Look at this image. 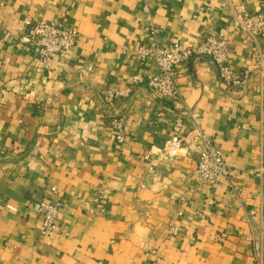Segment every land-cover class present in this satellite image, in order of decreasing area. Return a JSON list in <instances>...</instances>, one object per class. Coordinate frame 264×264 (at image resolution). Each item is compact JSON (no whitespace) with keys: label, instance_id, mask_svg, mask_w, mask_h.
<instances>
[{"label":"crops","instance_id":"0c3cea01","mask_svg":"<svg viewBox=\"0 0 264 264\" xmlns=\"http://www.w3.org/2000/svg\"><path fill=\"white\" fill-rule=\"evenodd\" d=\"M147 1L163 45L228 33V62L243 85L229 88L210 58L194 55L177 67L181 97L136 83L161 73L154 56L134 53L149 45L144 0H0V264L264 260V177L255 173L264 157V32L237 29L233 11H264V0ZM36 17L76 29V46L42 62L27 38ZM109 91L121 94L108 102ZM190 111L233 167L237 192L225 179L198 186L195 156L163 152ZM115 118H124L123 144ZM97 196L107 201L102 212ZM42 199L63 200L51 241L30 208Z\"/></svg>","mask_w":264,"mask_h":264},{"label":"built area","instance_id":"2783aa9c","mask_svg":"<svg viewBox=\"0 0 264 264\" xmlns=\"http://www.w3.org/2000/svg\"><path fill=\"white\" fill-rule=\"evenodd\" d=\"M144 10L147 13L145 32L148 36L149 45L139 47L134 53L142 59L147 56H154L161 73L150 75L146 79L137 76L135 78L136 83L145 82L151 91L168 100L181 97L182 93L176 79L177 67L194 55L210 58L217 69L219 78L229 88L237 89L243 85L244 75L228 62V33H209L199 42L188 47H183L176 41L163 45L160 42L162 29L154 22L147 0H144ZM233 11L237 19V29L253 35L264 32V11L250 13L243 4L235 5ZM28 23V42L44 63L51 61L57 55L67 54L78 42L79 32L73 28H65L62 23L39 17L33 18ZM119 94H121L120 91H109L106 100L110 102ZM189 116L191 118L190 125L185 131L173 134L166 142L163 152L167 155H175L186 150L195 156L196 168L193 177L198 186H214L221 179H225L230 183L231 188L237 192L240 187L234 182L233 167L227 163L222 151L216 147L211 137L202 130L199 114L190 111ZM123 122L124 118H115L112 121L117 130L116 140L119 144H123L125 141V135L122 132ZM255 173L259 177H264V157L259 167L255 169ZM95 202L97 203V211L105 210L107 201L103 197L97 196ZM7 206L12 210H17L13 205ZM62 206V199H42L30 203L31 210L42 216V231L49 240L56 233ZM250 214L253 215L254 211H251ZM176 233V230L172 231V234ZM260 251V244L254 242V256ZM253 264H264V260L256 258Z\"/></svg>","mask_w":264,"mask_h":264}]
</instances>
